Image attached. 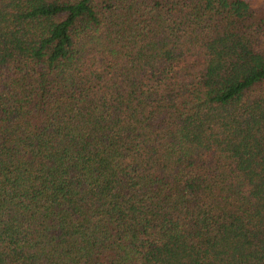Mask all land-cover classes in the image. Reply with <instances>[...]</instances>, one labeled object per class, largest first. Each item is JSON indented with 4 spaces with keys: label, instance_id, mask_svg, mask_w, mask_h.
Wrapping results in <instances>:
<instances>
[{
    "label": "trees",
    "instance_id": "trees-1",
    "mask_svg": "<svg viewBox=\"0 0 264 264\" xmlns=\"http://www.w3.org/2000/svg\"><path fill=\"white\" fill-rule=\"evenodd\" d=\"M0 264H264V8L0 0Z\"/></svg>",
    "mask_w": 264,
    "mask_h": 264
},
{
    "label": "rangeland",
    "instance_id": "rangeland-1",
    "mask_svg": "<svg viewBox=\"0 0 264 264\" xmlns=\"http://www.w3.org/2000/svg\"><path fill=\"white\" fill-rule=\"evenodd\" d=\"M254 1L255 4H257L261 9L264 8V0H251Z\"/></svg>",
    "mask_w": 264,
    "mask_h": 264
}]
</instances>
